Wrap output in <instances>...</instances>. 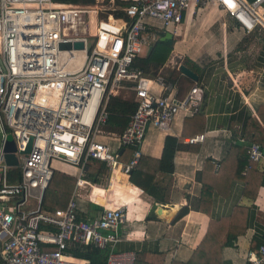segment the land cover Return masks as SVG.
<instances>
[{"label": "built area", "instance_id": "obj_1", "mask_svg": "<svg viewBox=\"0 0 264 264\" xmlns=\"http://www.w3.org/2000/svg\"><path fill=\"white\" fill-rule=\"evenodd\" d=\"M191 2L215 4L245 32L264 31V0H131L111 8L123 10L124 16L106 9L108 16L121 20L118 26L108 25V16L99 17L102 5L117 6L116 0L101 6L0 0V264H90L89 258L71 251L88 246L105 250V264H133L131 251L115 248L127 212V201L115 188L126 180L132 196L144 191L129 177L146 130L170 128L177 112L192 114L203 99L197 82L179 97L174 83L160 72L150 78L133 63L159 34L176 31ZM77 41L81 48L73 46ZM63 42L72 45L60 48ZM123 92L131 94L136 107L116 133L106 128L108 104ZM7 127L16 165L5 162ZM204 137L198 133L184 141L197 143ZM126 147L133 152L123 161L119 150ZM262 151L258 142L247 148L255 162ZM53 161L77 172L66 205L45 208L44 192L56 170ZM117 173L126 178L117 179ZM96 186L114 200L94 216L83 217L78 199L82 193L93 195ZM246 262L264 264V244L249 250Z\"/></svg>", "mask_w": 264, "mask_h": 264}, {"label": "crops", "instance_id": "obj_2", "mask_svg": "<svg viewBox=\"0 0 264 264\" xmlns=\"http://www.w3.org/2000/svg\"><path fill=\"white\" fill-rule=\"evenodd\" d=\"M108 21V25H115L110 18ZM167 32L172 33V38L166 39L173 40L172 50L157 73L174 83L173 93L179 97L187 93L193 83L201 86L202 128L197 129L201 123L193 119L183 130L185 119L195 112L179 111L170 128L164 130L150 126L146 130L140 151L155 158L161 156L166 135L178 138L174 171L170 174L158 172L154 177L162 194L159 200L146 191L132 196L126 180L115 188L122 200L127 201L126 220L119 226L120 240L115 248L131 251L135 264L186 263L201 242L210 220L232 219L243 211L237 208L244 207L245 230L233 245L224 246L221 255L215 259L217 264H247V252L264 244V146L263 157L249 172L247 182L241 177L228 179L224 176L213 182L218 190L204 194L206 187L197 179V172L207 158L224 159L234 135L236 138L243 136L245 144L254 138L264 141V31L245 32L215 4L191 2L181 25L176 31L170 29ZM165 33L159 34L139 57L151 51ZM181 64L188 72L180 69ZM153 87L159 90L157 84ZM116 96L132 99L130 93ZM106 128L120 132L113 129L109 121ZM150 128L153 129L150 131ZM198 133L205 134L202 142L189 144L184 141L185 137ZM121 153L123 161L129 159L125 149ZM63 165L66 168L55 171L75 178L76 168ZM216 170L215 167L214 172ZM120 177L126 178L117 173L116 178ZM256 184L258 188L253 196ZM106 192L103 186H96L92 196L82 193V198L78 199L79 214L92 217L103 205L112 204L114 199H110ZM120 197L114 195V198ZM200 204L203 209L199 208ZM185 207L187 210L179 216ZM206 263L213 264L212 258L209 257Z\"/></svg>", "mask_w": 264, "mask_h": 264}, {"label": "trees", "instance_id": "obj_3", "mask_svg": "<svg viewBox=\"0 0 264 264\" xmlns=\"http://www.w3.org/2000/svg\"><path fill=\"white\" fill-rule=\"evenodd\" d=\"M55 2L64 3H94L95 0H53ZM117 3L122 7L131 3V0H117ZM113 14L116 17L124 16L125 13L121 9L113 10ZM110 18L115 25H120L121 20ZM173 40L161 41L158 40L153 46L152 50L147 52L145 56L137 57L134 61V65L141 69L144 74L151 77L157 74L160 67L169 57L172 50ZM203 100V99H202ZM198 111L194 113L192 117L185 119L183 130L187 128L190 121L194 119L195 122H200L202 128L203 115L200 114V110L203 105H200ZM136 103L132 99H122L119 96H112L108 104L109 111V123L116 131H121L127 124L130 114L134 111ZM195 124V123H194ZM232 144L229 148L227 155L224 159L216 161L212 158H207L204 162L203 168L197 172V179L206 187L204 194H209L212 190H218L214 185V181H218L221 177L227 176L228 179L231 176L241 177L246 182L248 181L249 172L251 173L255 167V161H252L248 157L247 148L252 142H258L261 146H264V141L248 140L245 144V138L240 136L238 138L232 136ZM178 145V138L174 135H166L163 141V148L161 156L158 158L141 154L138 163L130 174V181L137 186L141 187L144 191L152 195L155 199H162V194L157 185L154 183V177L158 172L170 174L174 171V155L176 147ZM125 151L131 156L133 152L132 147H126ZM216 171L214 172V168ZM247 167V168H246ZM246 168L245 172L244 169ZM242 173H245L244 175ZM218 174V175H217ZM251 177V176H250ZM211 179V181H210ZM75 178L62 171H54L52 178L45 189L42 206L45 208H57L64 207L70 197L71 190L74 185ZM259 184V182H257ZM258 184L255 185L253 196L256 195ZM247 193V190H246ZM203 200L201 199L200 202ZM64 202H66L64 204ZM200 209H203L201 204ZM238 210H243L232 219L223 220H210L208 229L204 234L201 242L193 252L192 256L186 263L205 264L206 260L211 257L213 264L216 263L215 256L221 255V249L224 246H231L234 244L237 236L241 234L245 228L246 223L243 221L246 212L244 207H238ZM187 208L185 207L179 213L182 216ZM72 253L77 256L87 257L90 259V264H105L106 252L104 249L88 246L83 250L73 249ZM204 261H202V260ZM175 263V264H186ZM135 264V260L133 262ZM207 264V263H206ZM212 264V263H211Z\"/></svg>", "mask_w": 264, "mask_h": 264}, {"label": "water", "instance_id": "obj_4", "mask_svg": "<svg viewBox=\"0 0 264 264\" xmlns=\"http://www.w3.org/2000/svg\"><path fill=\"white\" fill-rule=\"evenodd\" d=\"M172 38V33L171 32H166L162 37L161 40H166V39H171ZM71 43L69 42H63L60 43L59 47L60 48H70ZM73 46L75 48H81L83 46V43L81 41H77L73 43ZM191 75V74H190ZM30 142L28 143L27 150L29 149ZM2 149L4 152V157H5V162L8 165H16L17 164V159L14 154V151L16 149L15 142L13 138H6L3 143H2ZM123 149H120L119 152L121 153Z\"/></svg>", "mask_w": 264, "mask_h": 264}, {"label": "rangeland", "instance_id": "obj_5", "mask_svg": "<svg viewBox=\"0 0 264 264\" xmlns=\"http://www.w3.org/2000/svg\"><path fill=\"white\" fill-rule=\"evenodd\" d=\"M104 2H106V0H103L102 2H98V0H95V2L94 3H91V4H97V5H99V6H101ZM76 4H80V3H76ZM84 4H87V3H84ZM116 4H117V6L116 5H102V11H100V14H99V17H106V16H108V11H106V9L107 8H110V12H111V8H118L119 7V5H118V3H117V0H116ZM115 10V9H114ZM111 14L112 15H114L113 14V12H111ZM109 22V21H108ZM123 95H125V96H128V94L129 93H127V92H123L122 93ZM179 115H177L176 117H178ZM153 129V128H152ZM151 128H150V131L152 130ZM6 131H7V138H12V133H11V129L10 128H6ZM2 138H3V133H2V131L0 130V143H1V141H2ZM52 165L57 169V170H59L60 168H66V166H64L63 164H61L59 161H53L52 162ZM33 202V200H31L30 199V203H32Z\"/></svg>", "mask_w": 264, "mask_h": 264}, {"label": "bare ground", "instance_id": "obj_6", "mask_svg": "<svg viewBox=\"0 0 264 264\" xmlns=\"http://www.w3.org/2000/svg\"><path fill=\"white\" fill-rule=\"evenodd\" d=\"M76 62H77V64L81 63V56H78V58L76 59ZM180 69L183 70V71L188 72L186 67L184 65H182V64L180 65Z\"/></svg>", "mask_w": 264, "mask_h": 264}]
</instances>
